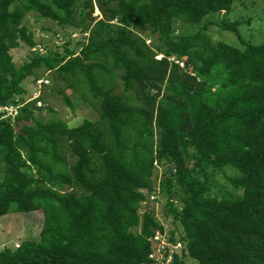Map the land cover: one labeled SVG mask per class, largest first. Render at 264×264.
Here are the masks:
<instances>
[{"label":"trees","instance_id":"obj_1","mask_svg":"<svg viewBox=\"0 0 264 264\" xmlns=\"http://www.w3.org/2000/svg\"><path fill=\"white\" fill-rule=\"evenodd\" d=\"M237 1L0 0V108L17 109L0 112V217L44 218L0 264H156L151 240L165 225L140 211L157 179L183 244L170 264H264V38L241 35L248 19L220 17ZM31 12L74 46L38 49ZM212 27L239 45L214 41ZM21 46L30 55L17 67ZM29 79L63 84L65 104L70 89L98 120L44 121L53 110L25 99Z\"/></svg>","mask_w":264,"mask_h":264},{"label":"rangeland","instance_id":"obj_2","mask_svg":"<svg viewBox=\"0 0 264 264\" xmlns=\"http://www.w3.org/2000/svg\"><path fill=\"white\" fill-rule=\"evenodd\" d=\"M220 17L227 18L229 21H236L244 18L248 19V24H244L239 28L241 35L246 40L253 41L257 44L263 40L264 0H238L233 4V8L229 12V15L222 14ZM24 23L33 31L36 40L39 42L38 49L59 50L61 46L67 42L70 43L71 47H73L76 42V39L69 35L70 33L68 30L59 27L51 21L39 18L35 13H29ZM177 27H180V24H178ZM210 34L214 41L222 40L230 45H239L236 36L228 31H221L220 33L218 28L212 27L210 28ZM11 55L15 65L19 67L28 59L30 51L27 47L21 46L18 49L12 50ZM105 64L106 66L109 65L107 62ZM25 86L28 90L25 96L27 101L41 95L45 98L46 108H52L53 113L49 112L47 109H44L41 113V118L44 121L52 117H57L64 121L69 127H75L85 119L94 122L98 120L96 111L81 101L77 94L70 89H66V94L74 107L70 108L65 104L62 96L54 89L56 87L64 89L65 87L63 84H53L52 80H50V87H43L40 90V87L35 86L32 80L29 79ZM20 127L17 128V131L20 130ZM155 176H158L157 172ZM216 178L217 187L213 191V194L219 197L221 193H223V188L227 185V182L226 178L222 175ZM156 182L158 183V179ZM147 206L154 209L158 221L165 225V229L168 231L167 234L169 236L179 237L181 231L178 230L179 232H177V227L172 222V219L164 216L165 202L163 200L149 202ZM43 220L44 218L41 212L30 214L9 213L0 217V250L6 247L14 248L26 239H37L43 226ZM188 262L192 263L190 260Z\"/></svg>","mask_w":264,"mask_h":264},{"label":"built area","instance_id":"obj_3","mask_svg":"<svg viewBox=\"0 0 264 264\" xmlns=\"http://www.w3.org/2000/svg\"><path fill=\"white\" fill-rule=\"evenodd\" d=\"M162 56H158L157 59H161ZM44 84H48L47 80H39L37 81V86L42 87ZM7 112L8 115L12 116L13 118L17 115V109L13 107H4L0 108V112ZM156 166V164H155ZM157 174L160 175V170L157 167ZM159 183V181H158ZM158 183L156 182L153 193L150 194L149 200L142 203L141 213L144 211V209L147 207L149 202H157L155 199L157 198V192L159 190ZM167 230L164 231V233H161L160 231H156L152 240V254L150 255V258L156 261V264H170L172 260V254L174 252H179L183 248V244L180 241H176V237H171L167 234ZM169 250V255L167 256L166 260L165 253Z\"/></svg>","mask_w":264,"mask_h":264}]
</instances>
